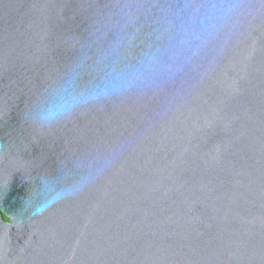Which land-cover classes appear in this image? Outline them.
Wrapping results in <instances>:
<instances>
[{"label": "water", "instance_id": "95a60500", "mask_svg": "<svg viewBox=\"0 0 264 264\" xmlns=\"http://www.w3.org/2000/svg\"><path fill=\"white\" fill-rule=\"evenodd\" d=\"M0 264H264V0H0Z\"/></svg>", "mask_w": 264, "mask_h": 264}, {"label": "clouds", "instance_id": "9594fccd", "mask_svg": "<svg viewBox=\"0 0 264 264\" xmlns=\"http://www.w3.org/2000/svg\"><path fill=\"white\" fill-rule=\"evenodd\" d=\"M71 106H72L71 103H66V104H63L61 106L52 108V109L48 110L44 114V119H46V120H55L59 116H61L64 112H66ZM82 189H83V186H78L76 189H70L68 191L61 192V193L57 194V198H63V197H66V196L75 195L79 191H81ZM40 211H43V209L42 208L38 209L36 211V214H39Z\"/></svg>", "mask_w": 264, "mask_h": 264}, {"label": "trees", "instance_id": "16d2710c", "mask_svg": "<svg viewBox=\"0 0 264 264\" xmlns=\"http://www.w3.org/2000/svg\"><path fill=\"white\" fill-rule=\"evenodd\" d=\"M4 218H5V220H7V221L9 220L7 217H4Z\"/></svg>", "mask_w": 264, "mask_h": 264}]
</instances>
